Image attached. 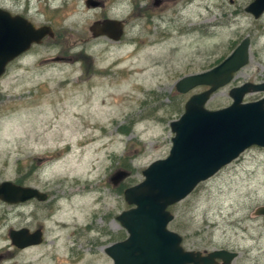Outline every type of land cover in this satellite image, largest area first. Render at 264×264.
I'll return each mask as SVG.
<instances>
[{
	"label": "rangeland",
	"instance_id": "obj_1",
	"mask_svg": "<svg viewBox=\"0 0 264 264\" xmlns=\"http://www.w3.org/2000/svg\"><path fill=\"white\" fill-rule=\"evenodd\" d=\"M252 1L163 0L160 7L155 0L29 1L30 17L51 25L58 36L36 54L70 58L42 66L36 76L42 94L19 92L31 87V76L25 85L12 86L9 75L1 82L19 98L15 105L0 106V180L15 177L46 147L64 150L60 167L43 171L52 213L44 223V244L29 257L39 256L38 264H113L105 249L127 236L114 220L129 208L123 189L142 181L149 164L167 157L170 123L191 95L205 90L180 94L176 82L218 65L247 38L248 64L205 108L229 106L234 87L264 83V13L256 19L247 12ZM0 5L20 13L27 0H0ZM143 9L153 24L137 16ZM107 19L123 24L118 41L92 35L93 23ZM263 97V91L250 92L243 102ZM118 168L130 175L114 188L109 176ZM260 207L264 148L252 146L170 206L174 219L168 229L181 235L187 250L229 249L239 255L234 264H264ZM23 224L16 219L17 226Z\"/></svg>",
	"mask_w": 264,
	"mask_h": 264
},
{
	"label": "water",
	"instance_id": "obj_2",
	"mask_svg": "<svg viewBox=\"0 0 264 264\" xmlns=\"http://www.w3.org/2000/svg\"><path fill=\"white\" fill-rule=\"evenodd\" d=\"M245 10L259 18L264 13V0L252 1ZM90 31L94 37L107 35L118 41L123 35V24L112 19L97 21ZM51 36L50 26L35 28L24 18L0 9V76L10 61L32 44ZM249 46V39L245 38L220 64L176 82L175 90L180 94L197 87L207 89L191 95L181 116L170 123L173 137L167 157L149 164L142 171L143 180L124 190V200L130 208L116 219L127 237L105 249L113 264H216L218 258L230 264L237 255L224 249L210 252L184 249L182 237L168 229L174 219L169 207L185 199L200 183L212 178L248 148H264V97L243 102L247 93L264 92V83L247 82L234 87L229 91L232 99L229 106L205 108L211 96L248 64ZM129 175L128 171H115L109 181L116 186ZM30 198L44 201L46 195L11 182L0 183V200L16 203ZM256 213L264 216V207ZM10 237L19 248L40 242L30 241L24 229L12 231Z\"/></svg>",
	"mask_w": 264,
	"mask_h": 264
},
{
	"label": "flooded vegetation",
	"instance_id": "obj_3",
	"mask_svg": "<svg viewBox=\"0 0 264 264\" xmlns=\"http://www.w3.org/2000/svg\"><path fill=\"white\" fill-rule=\"evenodd\" d=\"M30 0H27V6L20 13L15 12L13 9H8L0 5V9L7 11L11 16H20L24 18L27 22L33 24L35 28H39L42 26H50L53 31V36L45 37L41 40L40 43H34L31 45L29 50L25 53L17 56L12 61H10L6 66L3 74L0 76V106L9 104L15 105L18 102L19 97H15L12 93H8L9 89H6L1 85V82L6 78L7 75L12 79L11 85L16 86L20 84H26L29 81V77L31 76L32 81L29 82L28 86L25 87L19 92L22 94L25 93H38L42 94L44 90L40 89V82L37 80V74L43 65L46 68H52L55 64L62 63L63 61L70 60L68 57L63 56H41L36 54V49L45 46L46 42L49 39H53L57 41L58 36L55 34V30L51 25L37 23L35 22L29 15V3ZM163 3V0H155V5L160 7ZM143 9L142 11L138 10L137 16L146 20V25L153 24V21L150 18L151 15L145 13ZM148 20V21H147ZM148 27V26H147ZM144 35L147 34L145 30H143ZM60 39V37H59ZM24 75H28V77L23 78ZM26 79V80H25ZM206 89V87H204ZM12 92L13 90L10 89ZM63 147L59 145L57 147H46V150L42 152L39 156H31L30 160L27 162V166L24 170L17 169L15 177L12 179L0 180L2 182H11L12 184L24 188L37 190L40 194H45L46 199L41 201L37 198H30L25 201H20L16 203H8L3 200H0V264H38L41 261V258L38 257H29L28 254L38 250L40 246H42L45 242V226L44 223L48 218L51 217L52 210L50 209L47 203L50 201V189L48 188L47 180L45 179V174L43 171L52 165H61L62 157H63ZM121 167V166H119ZM123 168V167H122ZM122 168H118L116 171L122 170ZM110 182V181H109ZM123 183V182H121ZM120 183V184H121ZM120 184L116 186H112L116 188ZM127 188V187H126ZM126 188H122L123 192ZM124 198V196H123ZM125 201V200H124ZM129 208H126V210ZM125 210H122L123 212ZM120 212V213H121ZM171 212V211H170ZM119 213V214H120ZM114 215V220L117 221V216ZM111 215V213H109ZM20 218L24 224L16 225V219ZM120 228L121 225L119 224ZM27 230L28 239L32 242L40 241L38 244H30L24 248H19L18 246L12 243L10 234L12 231L19 230ZM124 232L127 234L124 228H122ZM127 237V236H126ZM126 237L122 238L124 240ZM119 240V241H121ZM223 249V248H221ZM229 252H236L229 249H224ZM210 252V251H205ZM237 253V252H236ZM239 255L235 256V258L231 261L230 264H234L238 259ZM216 264H225L223 258H218L216 260Z\"/></svg>",
	"mask_w": 264,
	"mask_h": 264
}]
</instances>
